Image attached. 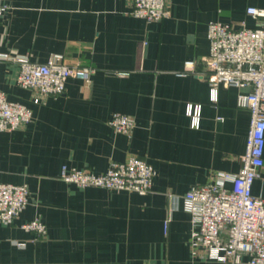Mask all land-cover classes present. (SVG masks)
Returning a JSON list of instances; mask_svg holds the SVG:
<instances>
[{
  "label": "crops",
  "instance_id": "crops-1",
  "mask_svg": "<svg viewBox=\"0 0 264 264\" xmlns=\"http://www.w3.org/2000/svg\"><path fill=\"white\" fill-rule=\"evenodd\" d=\"M2 1L0 88L33 115L0 132V182L29 188L19 218L0 223V264H233L192 247L184 195L241 169L251 115L237 104L243 89L220 85L212 99L207 31L212 21L256 27L247 8L264 0H168L170 15L152 22L132 14L131 0ZM52 56L92 67L91 82L69 77L63 94L35 103L18 60ZM188 60L196 71L184 73ZM190 105L201 106L198 126ZM114 112L135 119L130 135L110 126ZM130 156L154 167L146 194L61 178L63 167L99 174ZM252 191L264 198V165ZM32 219L44 235L22 227Z\"/></svg>",
  "mask_w": 264,
  "mask_h": 264
},
{
  "label": "built area",
  "instance_id": "built-area-1",
  "mask_svg": "<svg viewBox=\"0 0 264 264\" xmlns=\"http://www.w3.org/2000/svg\"><path fill=\"white\" fill-rule=\"evenodd\" d=\"M132 14L148 22L161 21L171 13L168 0H131ZM8 6L0 0V19ZM247 13L258 21L256 27L245 22L238 25L220 21L208 24L210 52L207 80L212 99H218L220 85L243 89L237 98L239 107L250 111V127L246 150L237 173L220 172L209 183L195 185L184 195V207L192 214L191 245L207 251L209 258L233 264H264V198L253 194L252 186L264 165V8L249 6ZM0 57L9 59L6 55ZM18 84L34 91L33 101L65 92L69 77L91 82L92 67L68 65L55 56L47 62L21 58ZM196 61L185 63L184 73L196 71ZM188 114L193 126L200 123L201 106L190 105ZM32 110L10 101L0 88V132L13 131L32 119ZM108 123L117 132L130 135L135 119L114 112ZM154 167L139 156L113 161L107 171L92 173L85 169L63 167L61 178L80 187L97 186L124 189L146 194L151 190ZM227 182L232 187L226 186ZM27 185L0 182V223L11 224L28 203ZM29 232L41 236L46 225L40 219L22 224Z\"/></svg>",
  "mask_w": 264,
  "mask_h": 264
}]
</instances>
